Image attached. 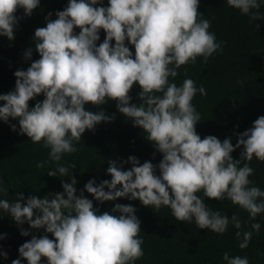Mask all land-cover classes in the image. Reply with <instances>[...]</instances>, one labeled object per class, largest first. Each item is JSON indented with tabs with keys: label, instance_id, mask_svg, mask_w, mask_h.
Here are the masks:
<instances>
[{
	"label": "clouds",
	"instance_id": "1",
	"mask_svg": "<svg viewBox=\"0 0 264 264\" xmlns=\"http://www.w3.org/2000/svg\"><path fill=\"white\" fill-rule=\"evenodd\" d=\"M39 3L0 0V35L12 40L20 18L15 15L17 8L31 15ZM226 3L247 14L250 21L264 17L259 11L264 0ZM198 5L199 0H107L106 5L103 0H67L55 12V19L49 18L53 15L49 12L46 25L35 28L33 41L39 58L26 69H16L14 88L0 93V121L17 119L18 134L49 149L48 160L37 161L36 167L61 161L64 153L77 151L74 141H80L86 129L111 121L115 114L85 108L88 103L100 105L108 99H115L117 110L143 129L162 158L158 164L140 163L134 155L127 161L109 160L105 171L111 178L99 183L90 178L79 194L72 175L75 162L55 163L47 174L69 177L68 182L60 181L62 192L41 198H24L18 192L20 198L11 202L0 198V210L18 226L26 221L30 228L44 229L19 245V256L10 264H22L20 257L27 264H135L143 255V237L138 235L141 221L134 205L115 203L111 210L101 212L93 206V199L103 202L127 197L157 209L168 206L176 220L194 221L199 229L216 233H224L231 223L241 249L259 232V221L242 229L236 213L229 218L210 208L204 197L227 198L250 218L264 212V189L249 179L254 172L249 163H242L253 156L264 160V115L235 133V145L231 136L222 141L211 134L201 138L195 129L201 114L192 99L197 92L205 95V87L197 86L191 77L180 84L169 79L177 76L181 65L195 63L198 56L206 61L213 52L223 50L224 41L209 31L210 20L198 11ZM101 29L105 35L97 44ZM31 55L29 47L23 56L28 59ZM134 83L140 87L139 104L129 103ZM41 93L43 99L29 107L28 101ZM10 128L17 130V124ZM234 148L240 149L237 159L230 155ZM125 162L131 167L122 169ZM85 190L93 199L84 195ZM0 191L7 189L0 186ZM201 192L203 195L198 194ZM20 234L27 236L29 229L20 228ZM4 235L0 233V238ZM0 256L6 259L7 252ZM222 260L249 264L246 255L230 256L228 251L223 252Z\"/></svg>",
	"mask_w": 264,
	"mask_h": 264
},
{
	"label": "trees",
	"instance_id": "2",
	"mask_svg": "<svg viewBox=\"0 0 264 264\" xmlns=\"http://www.w3.org/2000/svg\"><path fill=\"white\" fill-rule=\"evenodd\" d=\"M103 3L106 5L107 0H103ZM66 4L67 0H40L31 15H24L23 9L17 8L15 15L20 18L14 27V38L9 40L0 35V93L14 88L16 69H26L39 58L33 41L35 28L46 25L45 17L49 12L53 13L49 18L55 19V12L62 10ZM198 11L210 20L209 31L215 33L217 40L224 41L223 50L213 52L206 61L198 56L195 63L181 65L177 69V76L169 79L180 84L185 77H191L197 86L202 84L206 94L197 92L192 99L201 114V120L195 125L197 133L201 138L215 135L221 141L231 136V143L235 145V133L242 132L259 115H264V17L250 21L247 14L228 6L226 0H199ZM259 11L264 12V4H261ZM256 24H259V28L255 27ZM74 31L78 32L79 28L75 27ZM104 35L101 29L97 44L102 42ZM128 46L134 51L132 45ZM29 47L32 48V55L25 59L23 53ZM139 91V85L134 83L129 90L132 97L129 103L141 102L137 95ZM42 99V93L36 95L28 101L29 107ZM85 108L93 112L102 109L106 115H115L111 121H101L93 129H86L81 134V140L74 141L77 151L64 153L61 161L47 164L44 168H37L36 162L48 160L49 149L43 147L42 142L31 141L26 134H18L17 119L9 117L8 123L0 121V186L7 189L0 191V198L11 202L20 198L18 192H22L24 198L29 195L41 198L47 193L62 192L60 181L68 182L69 177L47 174L55 163L75 162L72 175L76 178V194L90 178L95 177L96 183L111 178L105 171L109 160L127 161L129 155H134L140 163L149 160L158 164L162 153L153 148L141 127L134 126L130 118L117 110L115 99H108L100 105L88 103ZM10 124H17V130H12ZM239 153L240 149L234 148L230 155L237 159ZM244 162L254 169L249 179L264 189V160L253 156L251 161L242 160ZM121 167L130 168L131 163L125 162ZM156 174H159L158 168ZM198 194L203 195L202 192ZM84 195L93 199L86 190ZM204 202L229 218L236 213L242 221V229H250L253 220L259 221V232H254L248 246L241 249L234 235L237 229L231 223L224 233L199 229L194 221L176 220L168 206L157 209L143 205L138 199L128 200L127 197L103 202L93 199V206L103 212L111 210L115 203L134 205L135 214L141 221L138 235L143 237V255L135 264H225L222 260L225 251L230 256L246 255L249 264H264V212L250 218L245 209L227 198L217 200L204 197ZM20 228L29 229V234L21 235ZM43 232V228H30L26 221L18 226L0 210V233L6 234L0 238V252H7L6 259L0 256V264H10L12 259L19 256L21 243L29 240L33 234L39 236ZM47 235L54 239L51 233ZM20 259L22 264H27L25 258ZM41 260L46 261V257H41Z\"/></svg>",
	"mask_w": 264,
	"mask_h": 264
}]
</instances>
